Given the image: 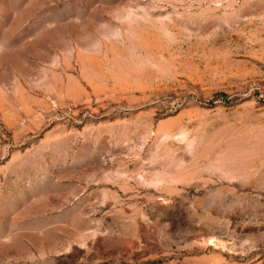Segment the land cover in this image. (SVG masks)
I'll return each mask as SVG.
<instances>
[{
	"label": "rangeland",
	"instance_id": "rangeland-1",
	"mask_svg": "<svg viewBox=\"0 0 264 264\" xmlns=\"http://www.w3.org/2000/svg\"><path fill=\"white\" fill-rule=\"evenodd\" d=\"M0 264H264V0H0Z\"/></svg>",
	"mask_w": 264,
	"mask_h": 264
}]
</instances>
